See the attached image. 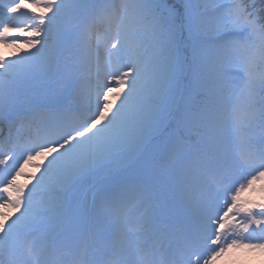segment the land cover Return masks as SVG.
Instances as JSON below:
<instances>
[{
    "label": "snow or ice",
    "instance_id": "1",
    "mask_svg": "<svg viewBox=\"0 0 264 264\" xmlns=\"http://www.w3.org/2000/svg\"><path fill=\"white\" fill-rule=\"evenodd\" d=\"M0 209V264L264 253V0H0Z\"/></svg>",
    "mask_w": 264,
    "mask_h": 264
},
{
    "label": "rangeland",
    "instance_id": "2",
    "mask_svg": "<svg viewBox=\"0 0 264 264\" xmlns=\"http://www.w3.org/2000/svg\"><path fill=\"white\" fill-rule=\"evenodd\" d=\"M4 2L6 1L4 0ZM3 51L6 56H9L11 54L10 49H4ZM36 163H38V161H36ZM33 171L34 170L31 168L26 169V173H29V174ZM36 174L39 175V173H36ZM17 183L23 185L28 182L23 178H18ZM30 186L31 185L29 184V187ZM256 187H259V184L256 185ZM256 198H258V193H251L248 191L241 193L242 200L256 199ZM0 212H6L8 215H12V211L10 209L9 210L0 209ZM263 258H264V253L234 250L228 253L225 257H221L216 262V264H256L259 261H263ZM255 259H258V260L256 261Z\"/></svg>",
    "mask_w": 264,
    "mask_h": 264
},
{
    "label": "trees",
    "instance_id": "3",
    "mask_svg": "<svg viewBox=\"0 0 264 264\" xmlns=\"http://www.w3.org/2000/svg\"><path fill=\"white\" fill-rule=\"evenodd\" d=\"M256 261L258 260V259H255ZM254 260V261H255ZM256 264H264V258H263V261H259V262H257Z\"/></svg>",
    "mask_w": 264,
    "mask_h": 264
}]
</instances>
